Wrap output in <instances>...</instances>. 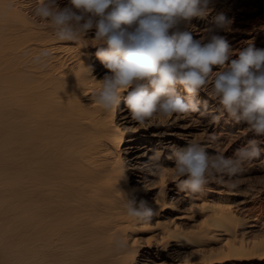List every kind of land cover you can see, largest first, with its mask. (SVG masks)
Wrapping results in <instances>:
<instances>
[{
  "label": "bare ground",
  "instance_id": "6f19581e",
  "mask_svg": "<svg viewBox=\"0 0 264 264\" xmlns=\"http://www.w3.org/2000/svg\"><path fill=\"white\" fill-rule=\"evenodd\" d=\"M34 5L0 0V264H264V157L236 188L195 194L178 189L167 151L163 171L143 168L155 149L193 140L231 156L253 138L246 126L199 114L140 125L123 103L103 110L91 101L107 71L96 48L58 40ZM209 21H193L197 38ZM126 198L155 215L128 216Z\"/></svg>",
  "mask_w": 264,
  "mask_h": 264
},
{
  "label": "clouds",
  "instance_id": "9594fccd",
  "mask_svg": "<svg viewBox=\"0 0 264 264\" xmlns=\"http://www.w3.org/2000/svg\"><path fill=\"white\" fill-rule=\"evenodd\" d=\"M214 12V0H35L31 13L58 40L96 48L107 71L91 101L103 110L123 103L140 125L199 114L211 124L227 116L246 126L253 138L231 156L193 140L157 148L144 162V169L158 174L167 151L178 189L191 194L210 183L236 188L246 166L264 157V48L252 43L234 53L223 34L233 20ZM209 18L207 32L197 38L193 21ZM89 37L94 46L86 43ZM50 55L43 51L36 60ZM210 140L218 137L212 134ZM125 206L128 216L142 222L156 212L144 198H126Z\"/></svg>",
  "mask_w": 264,
  "mask_h": 264
},
{
  "label": "rangeland",
  "instance_id": "374dc122",
  "mask_svg": "<svg viewBox=\"0 0 264 264\" xmlns=\"http://www.w3.org/2000/svg\"><path fill=\"white\" fill-rule=\"evenodd\" d=\"M214 2L213 15L223 13L233 20L231 29L223 33L231 43L233 51L238 52L250 44L257 30L259 35L256 41L259 45L256 47H264V35L261 33L264 29V0H234V2L233 0H214Z\"/></svg>",
  "mask_w": 264,
  "mask_h": 264
}]
</instances>
